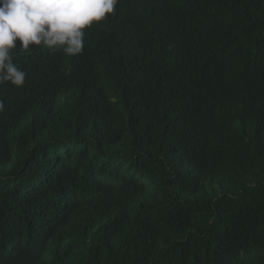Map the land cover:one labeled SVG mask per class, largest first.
Instances as JSON below:
<instances>
[{"label": "trees", "instance_id": "obj_1", "mask_svg": "<svg viewBox=\"0 0 264 264\" xmlns=\"http://www.w3.org/2000/svg\"><path fill=\"white\" fill-rule=\"evenodd\" d=\"M11 55L0 264H264V0H118L81 54Z\"/></svg>", "mask_w": 264, "mask_h": 264}, {"label": "clouds", "instance_id": "obj_2", "mask_svg": "<svg viewBox=\"0 0 264 264\" xmlns=\"http://www.w3.org/2000/svg\"><path fill=\"white\" fill-rule=\"evenodd\" d=\"M118 0H0V83L22 88L25 72L12 60V50L40 46L77 56L85 30L114 14ZM4 109L0 101V111Z\"/></svg>", "mask_w": 264, "mask_h": 264}]
</instances>
